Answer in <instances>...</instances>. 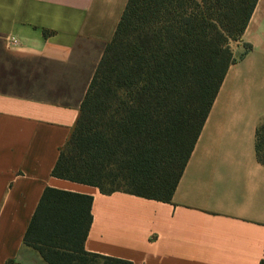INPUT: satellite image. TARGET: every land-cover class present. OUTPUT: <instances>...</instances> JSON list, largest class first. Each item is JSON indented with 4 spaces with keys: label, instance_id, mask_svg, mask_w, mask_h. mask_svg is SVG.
<instances>
[{
    "label": "crops",
    "instance_id": "crops-1",
    "mask_svg": "<svg viewBox=\"0 0 264 264\" xmlns=\"http://www.w3.org/2000/svg\"><path fill=\"white\" fill-rule=\"evenodd\" d=\"M126 3L0 0V264H45L23 244L45 188L92 197L89 253L132 264H259L264 0L242 34L250 50L226 71L168 203L51 176Z\"/></svg>",
    "mask_w": 264,
    "mask_h": 264
},
{
    "label": "trees",
    "instance_id": "trees-1",
    "mask_svg": "<svg viewBox=\"0 0 264 264\" xmlns=\"http://www.w3.org/2000/svg\"><path fill=\"white\" fill-rule=\"evenodd\" d=\"M256 2L127 0L51 176L168 203L226 71L250 50L241 38ZM255 138L264 163V127ZM91 204L45 188L24 246L45 264H132L85 250Z\"/></svg>",
    "mask_w": 264,
    "mask_h": 264
},
{
    "label": "built area",
    "instance_id": "built-area-1",
    "mask_svg": "<svg viewBox=\"0 0 264 264\" xmlns=\"http://www.w3.org/2000/svg\"><path fill=\"white\" fill-rule=\"evenodd\" d=\"M9 42L10 43H17V41L15 39H10Z\"/></svg>",
    "mask_w": 264,
    "mask_h": 264
},
{
    "label": "rangeland",
    "instance_id": "rangeland-1",
    "mask_svg": "<svg viewBox=\"0 0 264 264\" xmlns=\"http://www.w3.org/2000/svg\"><path fill=\"white\" fill-rule=\"evenodd\" d=\"M236 43H232L231 44V47H232V49L234 48V45H235ZM33 251V250H32ZM39 257V256H38ZM41 259V258H40Z\"/></svg>",
    "mask_w": 264,
    "mask_h": 264
}]
</instances>
